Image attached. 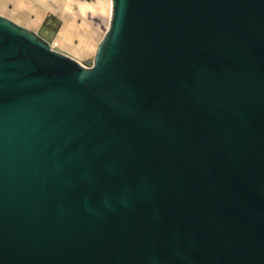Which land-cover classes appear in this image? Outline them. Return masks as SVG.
Masks as SVG:
<instances>
[{
  "label": "water",
  "instance_id": "obj_1",
  "mask_svg": "<svg viewBox=\"0 0 264 264\" xmlns=\"http://www.w3.org/2000/svg\"><path fill=\"white\" fill-rule=\"evenodd\" d=\"M91 66L0 14V264H264V0H111Z\"/></svg>",
  "mask_w": 264,
  "mask_h": 264
},
{
  "label": "crops",
  "instance_id": "obj_2",
  "mask_svg": "<svg viewBox=\"0 0 264 264\" xmlns=\"http://www.w3.org/2000/svg\"><path fill=\"white\" fill-rule=\"evenodd\" d=\"M111 9V0H0V14L43 38L51 32L57 50L78 61L83 52L95 55L110 25Z\"/></svg>",
  "mask_w": 264,
  "mask_h": 264
},
{
  "label": "rangeland",
  "instance_id": "obj_3",
  "mask_svg": "<svg viewBox=\"0 0 264 264\" xmlns=\"http://www.w3.org/2000/svg\"><path fill=\"white\" fill-rule=\"evenodd\" d=\"M48 26V24H47ZM50 28V27H49ZM49 30V29H48ZM50 31V30H49ZM43 36L49 41V42H52L53 41V36H52V33H44ZM53 42H56V41H53ZM76 51H74L73 53H75ZM76 54V53H75ZM78 56V54H76ZM79 58L81 57V61L87 65V66H91L92 63H93V57L94 55L92 56H85V52H83V55L81 56H78Z\"/></svg>",
  "mask_w": 264,
  "mask_h": 264
},
{
  "label": "built area",
  "instance_id": "obj_4",
  "mask_svg": "<svg viewBox=\"0 0 264 264\" xmlns=\"http://www.w3.org/2000/svg\"><path fill=\"white\" fill-rule=\"evenodd\" d=\"M50 45H51V47L54 49V50H56L57 49V46H58V42L56 41V42H50Z\"/></svg>",
  "mask_w": 264,
  "mask_h": 264
}]
</instances>
